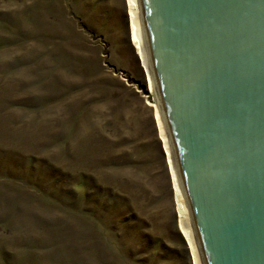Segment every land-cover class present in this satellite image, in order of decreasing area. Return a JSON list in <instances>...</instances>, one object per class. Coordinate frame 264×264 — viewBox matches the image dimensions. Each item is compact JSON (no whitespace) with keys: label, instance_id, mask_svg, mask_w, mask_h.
Returning <instances> with one entry per match:
<instances>
[{"label":"rangeland","instance_id":"obj_1","mask_svg":"<svg viewBox=\"0 0 264 264\" xmlns=\"http://www.w3.org/2000/svg\"><path fill=\"white\" fill-rule=\"evenodd\" d=\"M129 26L0 0V264H194Z\"/></svg>","mask_w":264,"mask_h":264},{"label":"water","instance_id":"obj_2","mask_svg":"<svg viewBox=\"0 0 264 264\" xmlns=\"http://www.w3.org/2000/svg\"><path fill=\"white\" fill-rule=\"evenodd\" d=\"M203 264H264V0H137Z\"/></svg>","mask_w":264,"mask_h":264},{"label":"bare ground","instance_id":"obj_3","mask_svg":"<svg viewBox=\"0 0 264 264\" xmlns=\"http://www.w3.org/2000/svg\"><path fill=\"white\" fill-rule=\"evenodd\" d=\"M129 9V32L130 40L136 55L140 61V65L145 72L146 80L149 85V92L152 95L150 101L147 102L148 106L153 109V114L157 122V128L159 130V136L164 146V151L168 159L170 166L171 178L173 181L175 199L177 204L178 213V228L183 238L185 239L188 248L192 254L194 264H203L200 251L194 236L192 222L187 207V203L180 185L177 166L174 160L173 150L170 144L166 126L164 123L162 110L158 100L156 87L153 80L151 66L148 58L147 47L143 28L140 19V13L137 0H127Z\"/></svg>","mask_w":264,"mask_h":264}]
</instances>
